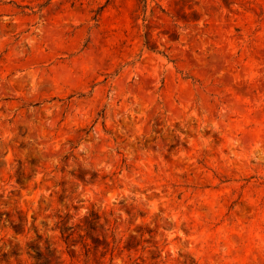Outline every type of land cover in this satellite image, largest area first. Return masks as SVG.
<instances>
[{"label":"rangeland","instance_id":"rangeland-1","mask_svg":"<svg viewBox=\"0 0 264 264\" xmlns=\"http://www.w3.org/2000/svg\"><path fill=\"white\" fill-rule=\"evenodd\" d=\"M185 1L0 0V264H264V0Z\"/></svg>","mask_w":264,"mask_h":264},{"label":"trees","instance_id":"trees-1","mask_svg":"<svg viewBox=\"0 0 264 264\" xmlns=\"http://www.w3.org/2000/svg\"><path fill=\"white\" fill-rule=\"evenodd\" d=\"M154 3L155 8L159 9L160 12L164 14H168L159 4V1L161 0H151ZM139 3L142 4V11L145 14L143 21L145 22L144 27L146 28V33H145V46L147 49L155 51L156 50V45L155 42L151 39V32L153 30L152 25L150 24V21L147 20L146 12L148 9V0H139ZM177 5L180 7L181 11V18L185 22H191L192 20H196V13L195 11L191 10V7L186 3L185 0H178ZM191 10L190 12H186L185 10ZM152 12V10H151ZM170 38L173 40H177V36L175 35V32L171 33ZM39 254H37L38 256Z\"/></svg>","mask_w":264,"mask_h":264}]
</instances>
